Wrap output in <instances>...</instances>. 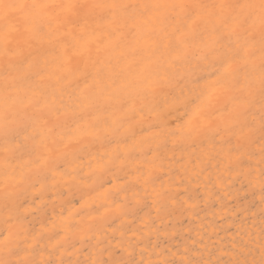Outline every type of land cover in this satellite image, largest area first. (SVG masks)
I'll return each mask as SVG.
<instances>
[{
  "label": "snow or ice",
  "instance_id": "obj_1",
  "mask_svg": "<svg viewBox=\"0 0 264 264\" xmlns=\"http://www.w3.org/2000/svg\"><path fill=\"white\" fill-rule=\"evenodd\" d=\"M137 138L140 155L127 148ZM0 140V264H264V209L258 238L234 239L215 260L135 258L155 230L139 213L188 203L175 185L157 188L169 151L188 156L184 192L204 188L207 204L221 173L249 185L258 174L264 204V0H0ZM89 181L109 185L101 202L81 196L70 217L87 222L66 223L37 259L45 229L29 217L71 204ZM78 243L101 258L56 256Z\"/></svg>",
  "mask_w": 264,
  "mask_h": 264
},
{
  "label": "rangeland",
  "instance_id": "obj_2",
  "mask_svg": "<svg viewBox=\"0 0 264 264\" xmlns=\"http://www.w3.org/2000/svg\"><path fill=\"white\" fill-rule=\"evenodd\" d=\"M172 126L175 127V122ZM79 147V145H73L69 150ZM144 147L145 145L139 142V138L136 141L130 140L127 145V148L137 155L141 154ZM168 148H172L171 143L168 144ZM2 152L3 141L0 140V154ZM167 157L163 165L164 170L156 173L159 176L156 181L157 188L161 184L165 188L169 187L170 184L175 185L172 191L180 193L178 199L188 200V203L183 206L178 205L170 214H161L159 218H156L155 210L150 207L144 208L143 212L139 213L140 217L146 218V214L151 212V216L155 220L151 227L155 230L147 231L140 239L139 247L135 249L137 260L144 259L148 261L162 258L180 260L185 255L189 259L215 260L223 255V250L231 248L234 239L239 244L241 236L247 239L248 233L252 234V240L258 238L260 212L261 209H264V204L260 202L261 191L258 174L252 178L253 182L249 185L248 180L243 177L234 178L231 175L221 173L223 176L222 188L211 186L213 194L208 198L206 204L204 188H196L193 185L189 186L188 192H184L187 182L178 181L177 173L180 171L181 165L188 161V156L179 151L175 153L169 151ZM144 159L145 157L141 156V160ZM169 169L171 173H169ZM144 170L145 173L149 171L147 166ZM85 171H87L86 168ZM120 175L123 176V173H120ZM215 175L216 172L214 171L213 179ZM124 179L132 182L135 179V174L125 176ZM2 181L3 177L0 176V183ZM89 183L93 184V181H89ZM204 183L207 184L206 181ZM99 184L100 182L96 181L92 188H82L80 191L74 189L75 194L71 198L72 203L64 204L63 208L60 206L61 201L57 200L54 202L56 204L54 211L50 203L47 205V211L37 213L34 220L33 217H29V220H32L35 224L37 232L42 230V224L45 229L44 238L36 244L38 249L37 259L41 258L39 254L41 246H43V258H48L47 253L53 251V246L66 234L63 230L66 223L87 222L86 217L82 221L80 216L70 217V213H74L79 209L81 196H84L86 203L93 206L100 203L104 193L109 189V185L105 184L101 188ZM140 191L143 195L144 189L142 187ZM151 191L152 189L149 187L148 192ZM65 196H67L66 191ZM123 196L124 193H121L116 199H122ZM189 197H191L190 200ZM148 204L151 205V197L148 198ZM192 204H195V207H191ZM62 216L67 218L63 222ZM3 219V213L0 212V230L4 227ZM119 224L120 220H116V225ZM131 227H142L141 220L137 219L135 225ZM55 232H60V236H53ZM67 235L70 237L71 233L69 232ZM140 235L139 232L134 235L130 231L125 238L135 241L136 237ZM48 236H53V239L49 240ZM92 243H95V241H92ZM106 244L107 241L105 240ZM61 253H63L64 259L72 261L87 259L90 262L92 259L101 258V249L92 248L89 244L81 245L78 243L75 248L66 245L64 250L55 249L57 257L61 256ZM103 258H108L106 252L103 254ZM223 258L228 259L229 257L224 255Z\"/></svg>",
  "mask_w": 264,
  "mask_h": 264
}]
</instances>
